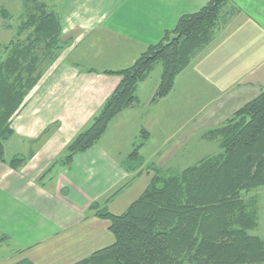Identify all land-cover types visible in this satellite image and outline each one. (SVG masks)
<instances>
[{
    "label": "crops",
    "instance_id": "0c3cea01",
    "mask_svg": "<svg viewBox=\"0 0 264 264\" xmlns=\"http://www.w3.org/2000/svg\"><path fill=\"white\" fill-rule=\"evenodd\" d=\"M57 1L68 45L14 118L0 165V264L25 259L74 264L114 243L109 222L90 207L98 203L122 214L149 184V175L133 177L126 170L125 144L109 138L111 128L121 129L134 116L133 109L116 116L71 168L54 162L120 84L122 78L112 72L130 67L182 16L210 0ZM231 5L238 14L180 73L173 91L187 109L185 126L201 119V133L222 124L264 89V0H231ZM172 138L165 139V147ZM15 157L24 160L19 169L10 166Z\"/></svg>",
    "mask_w": 264,
    "mask_h": 264
},
{
    "label": "trees",
    "instance_id": "16d2710c",
    "mask_svg": "<svg viewBox=\"0 0 264 264\" xmlns=\"http://www.w3.org/2000/svg\"><path fill=\"white\" fill-rule=\"evenodd\" d=\"M56 0H20V11L0 6V165L12 122L28 96L68 45L63 40ZM231 0H210L182 16L161 41L150 45L128 68L112 72L122 80L112 95L54 162L71 168L76 157L94 147L112 120L133 107L140 83L161 63L152 102L169 96L177 77L202 56L238 14ZM142 133L148 135L147 131ZM216 149L193 165L168 174L147 165V188L122 214L93 204L109 222L114 243L74 264H264L259 233L264 190V89L230 118L204 134ZM138 145L128 156L129 172L143 173ZM15 157L10 166L19 169ZM114 191L109 201L129 186ZM15 264H34L21 260Z\"/></svg>",
    "mask_w": 264,
    "mask_h": 264
},
{
    "label": "rangeland",
    "instance_id": "374dc122",
    "mask_svg": "<svg viewBox=\"0 0 264 264\" xmlns=\"http://www.w3.org/2000/svg\"><path fill=\"white\" fill-rule=\"evenodd\" d=\"M55 2L57 3L58 1L56 0ZM4 5L16 13L20 11L21 7L20 0H0V6ZM11 34L10 31L1 29L0 38L2 41H6ZM161 66V63H157L151 76L139 84L143 85V88L137 91V102L131 107L134 111V116L127 117L123 122L125 126L121 127V129L118 127L109 130V138L111 140L116 138L117 144H125L124 151L126 152V157H123L122 162L127 167H130L127 155H131L135 148L142 144V147L139 149V156L145 162L143 167L144 172L141 174H138L139 170L132 172L133 177L148 175L146 172L147 165H155L162 168L168 174L179 172L193 165L203 155L211 153L216 149V146L204 138V134L207 131L205 133L200 132L203 129L200 128L202 125H199L201 119H197L196 122L185 126L187 109L181 101V94L173 92L178 80H176L172 90L174 94L171 92L168 97L158 102H152L159 83V75L162 71ZM152 84L155 86L153 91ZM152 107H154L153 110ZM154 120L155 123H153ZM143 130L147 131L148 135L142 133ZM197 131L200 133H196ZM168 137L173 138L171 142H168L169 145L165 147L166 144L164 142ZM128 181L131 182V179ZM262 205L263 214H261L262 219L259 233L264 236V190Z\"/></svg>",
    "mask_w": 264,
    "mask_h": 264
}]
</instances>
